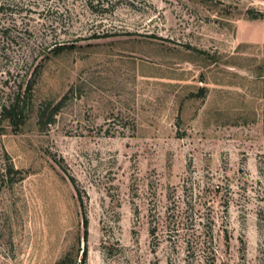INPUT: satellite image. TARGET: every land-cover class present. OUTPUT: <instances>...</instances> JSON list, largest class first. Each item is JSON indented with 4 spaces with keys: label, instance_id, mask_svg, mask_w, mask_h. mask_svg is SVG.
<instances>
[{
    "label": "rangeland",
    "instance_id": "obj_1",
    "mask_svg": "<svg viewBox=\"0 0 264 264\" xmlns=\"http://www.w3.org/2000/svg\"><path fill=\"white\" fill-rule=\"evenodd\" d=\"M7 158L0 264H264V0H0Z\"/></svg>",
    "mask_w": 264,
    "mask_h": 264
},
{
    "label": "trees",
    "instance_id": "obj_2",
    "mask_svg": "<svg viewBox=\"0 0 264 264\" xmlns=\"http://www.w3.org/2000/svg\"><path fill=\"white\" fill-rule=\"evenodd\" d=\"M63 47H60L56 50V52H60ZM27 110V99L25 96L20 95L16 98H13L9 103L4 104L1 111V116L3 119L7 120V122L14 126H19L20 123H23L25 118V113ZM58 111L52 112L48 115L49 121H51ZM42 118L47 115L46 111L42 112ZM43 120V119H42ZM4 172L0 173L1 180L11 186L17 182H21L26 179V174L24 170L17 169L12 162V160L7 158V162L5 164ZM85 225L88 227L89 220L85 219Z\"/></svg>",
    "mask_w": 264,
    "mask_h": 264
}]
</instances>
